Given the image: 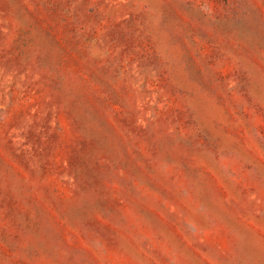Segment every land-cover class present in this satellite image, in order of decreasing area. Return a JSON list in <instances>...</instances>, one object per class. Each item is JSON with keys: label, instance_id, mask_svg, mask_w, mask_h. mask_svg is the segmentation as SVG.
I'll return each instance as SVG.
<instances>
[{"label": "rangeland", "instance_id": "rangeland-1", "mask_svg": "<svg viewBox=\"0 0 264 264\" xmlns=\"http://www.w3.org/2000/svg\"><path fill=\"white\" fill-rule=\"evenodd\" d=\"M0 264H264V0H0Z\"/></svg>", "mask_w": 264, "mask_h": 264}]
</instances>
